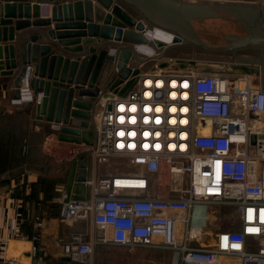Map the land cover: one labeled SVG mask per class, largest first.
Here are the masks:
<instances>
[{
  "label": "built area",
  "instance_id": "2783aa9c",
  "mask_svg": "<svg viewBox=\"0 0 264 264\" xmlns=\"http://www.w3.org/2000/svg\"><path fill=\"white\" fill-rule=\"evenodd\" d=\"M151 29L143 31L147 40ZM170 36L162 43H172ZM132 51L131 70L155 55L147 43L133 44ZM109 52L115 55L116 48ZM135 76L124 95L99 94L94 144L79 148L93 169L124 156L134 170L87 178L86 199L59 197L61 222L90 218L97 228L90 240L64 243L63 254L76 264H94V249L113 244L166 249L178 264H264V90L247 71L174 57L156 58ZM29 79L27 71L10 104L39 103ZM59 127L49 123L51 133ZM177 179L184 180L181 189L173 185ZM198 205L231 207L232 228H220L205 243L204 229L191 221ZM40 227L36 220L34 228ZM29 239L26 261L6 256L0 240V264H46L39 232Z\"/></svg>",
  "mask_w": 264,
  "mask_h": 264
},
{
  "label": "water",
  "instance_id": "95a60500",
  "mask_svg": "<svg viewBox=\"0 0 264 264\" xmlns=\"http://www.w3.org/2000/svg\"><path fill=\"white\" fill-rule=\"evenodd\" d=\"M3 1L0 33L3 40L12 42L0 44L5 59L1 74L11 77L12 98L19 97L21 77L27 71L33 93L41 94L39 103L13 106L31 105L43 121L59 123L53 134L60 141L93 145L91 121L96 98L107 92L124 95L134 86L135 75L149 68L156 58L229 62L233 70L260 75L264 88V3L47 0L51 4L47 17L41 16L40 3L44 0ZM9 1L18 2L17 16ZM153 27L173 34V42L165 45L147 40L143 31ZM137 43H147L155 55L131 70L126 63L137 59L132 51ZM111 47L116 48L115 55L110 54ZM105 67L108 74L104 76ZM86 160H90L86 153L70 160L65 202L88 198L89 187L84 180L90 173L85 170Z\"/></svg>",
  "mask_w": 264,
  "mask_h": 264
},
{
  "label": "crops",
  "instance_id": "0c3cea01",
  "mask_svg": "<svg viewBox=\"0 0 264 264\" xmlns=\"http://www.w3.org/2000/svg\"><path fill=\"white\" fill-rule=\"evenodd\" d=\"M44 1L46 2L40 3L41 16L44 15L48 17L51 4L50 1ZM4 3L5 1L0 0V16L3 14L2 5ZM8 3L14 4L13 15L17 16L18 2L9 1ZM21 11L23 12V9ZM13 20L15 19L13 18ZM52 24L53 23H51L49 28H52ZM16 32L17 31L15 30V33ZM7 34L8 27H6L4 32L5 36H7ZM0 38V44L12 42L9 40H3L2 31L0 33ZM47 39L48 37H44L43 40ZM55 41L56 40H54V42ZM2 48H0V120L6 122H4L5 129L2 130L0 128V133L5 135V137L8 133L13 134V120L24 121L26 137L22 136V134L19 136L21 153L24 156V154L27 153V147L29 146L27 140L28 134L31 130V122L34 125L32 129L34 131L39 130L41 126H49V123L37 117L34 107L31 105L16 108L13 104H10V99H12L11 77L1 74V72L5 70V59ZM198 61L207 67L231 68L229 62ZM254 66L260 69L258 64H254ZM107 69L105 67L103 70L104 76L108 74ZM253 76L251 78L252 83L264 90L261 85L260 75L255 76L256 79H254ZM95 110L97 109L94 107L93 111ZM93 116L94 112L92 118ZM73 121L78 123V120L76 119ZM8 123L10 124V127L7 125ZM44 135L42 151L57 164V170L54 172H41L38 168L32 166L28 167V163H24V161H22V164L15 167L2 166L0 168V240L4 241L6 256L26 261V254L32 245L29 236L36 231L39 232V244H41L45 252L46 264H49L50 260H53V264H62L64 262L74 264L70 259L66 260V256L63 254V244L71 240L73 237L90 240L95 234V226L90 218L61 222L58 218V200L64 191L70 160L72 157H77L83 153L79 152V148L81 147L80 144L60 141L51 132H44ZM24 140L26 142L25 146L23 145ZM4 154L2 153L0 155L3 157ZM86 155L90 158L89 154ZM86 161L85 170L90 173L88 175L89 178H96L99 173H106L102 172V168L104 167L102 165L104 164L93 169L91 158ZM22 166L24 168H22ZM32 192L33 195H31ZM153 192H156V188ZM225 209H230L233 214H235L234 210L228 206H195L192 210L191 221L202 227L204 231H210L215 235L216 232L222 228L221 223L223 222L219 223V221L221 219L227 220L232 216L226 215ZM36 220L41 221V227L38 229L34 228V222ZM109 245L111 244H102L98 246L104 247ZM169 253L173 254L171 251H169ZM174 257L176 256L174 255ZM57 260H60V262ZM233 264L238 263L233 261Z\"/></svg>",
  "mask_w": 264,
  "mask_h": 264
},
{
  "label": "rangeland",
  "instance_id": "374dc122",
  "mask_svg": "<svg viewBox=\"0 0 264 264\" xmlns=\"http://www.w3.org/2000/svg\"><path fill=\"white\" fill-rule=\"evenodd\" d=\"M226 1H237V0H226ZM252 1V0H251ZM254 3H258L255 1ZM264 3V0L261 2ZM248 72V71H247ZM250 73V72H248ZM251 77L253 75L257 76L256 74L250 73ZM253 76L254 79L256 77ZM95 107V106H94ZM97 109V108H96ZM98 110L92 111V115L94 112V116L92 118V124H94V117L97 115ZM6 121L0 120V128L3 130L5 129V123ZM12 126L14 127V134L15 138L17 136L18 141H15V148L13 151L9 150V159L10 163H18L20 164L23 160L26 161L30 166L34 168H38L41 170V172H54L57 170V164L53 161L52 158H50L48 155L43 153L42 151V143H43V137L44 135V126H41V128L37 131L32 130L34 125L31 122V130L28 134V147H27V153L20 154L21 150V143L19 141V137L21 134L22 136L26 137L25 133V123L21 120H13ZM10 127V124H7ZM46 133V132H45ZM26 140V139H25ZM24 140V146L26 145V142ZM73 158V157H72ZM8 159V160H9ZM6 166L9 167L7 164ZM102 168V172H112V173H122L127 171L134 170V166L128 161V159L124 156H115L111 157L107 163H105ZM53 174V173H52ZM184 184V180H175L174 184L177 188H182V185ZM180 188V189H181ZM226 215H233V212L230 209H225ZM223 215V214H222ZM223 217V216H222ZM230 218L221 219L219 223H221L222 227H230L232 225V222L229 221ZM194 225H197L196 223H193ZM199 226V225H198ZM234 227V225H233ZM202 228V227H200ZM97 231V228L95 227V232ZM203 236L205 243L213 242L214 240V234L212 232H206ZM53 261V260H52ZM51 260L49 261V264H53ZM60 262V260H57ZM93 263L94 264H178L177 258L174 257L173 254L169 253L168 250H164L157 247H144V246H138V247H122L117 245H109L104 247H96L93 251ZM55 264V263H54ZM62 264H71L70 262H64Z\"/></svg>",
  "mask_w": 264,
  "mask_h": 264
},
{
  "label": "trees",
  "instance_id": "16d2710c",
  "mask_svg": "<svg viewBox=\"0 0 264 264\" xmlns=\"http://www.w3.org/2000/svg\"><path fill=\"white\" fill-rule=\"evenodd\" d=\"M238 25H239V23H238ZM239 29L243 30L241 26H240ZM44 132H46V133L50 132L49 126H44ZM13 134L8 133V134H6V137H5V135H3V134L0 133V154H2V153L4 154L5 153L3 157H2V155H0V168L2 166H6L7 164L9 165V167H15L17 165L22 164V162L20 164H18V163H10L9 153L8 152H9V150H11V151L14 150V148H15V141L16 140L18 141L17 136L15 138V135H13ZM19 141H20V139H19ZM19 151H20V154H22L21 153V150H19ZM25 162L26 161H24V163ZM22 168H24V167L22 166ZM20 170H21V168H20ZM31 195H33V192H32Z\"/></svg>",
  "mask_w": 264,
  "mask_h": 264
},
{
  "label": "bare ground",
  "instance_id": "6f19581e",
  "mask_svg": "<svg viewBox=\"0 0 264 264\" xmlns=\"http://www.w3.org/2000/svg\"><path fill=\"white\" fill-rule=\"evenodd\" d=\"M151 37L154 40H158L160 42H165V41H169L171 38V34H169L167 31H163L162 29L158 28V27H154L153 30L151 29L149 31Z\"/></svg>",
  "mask_w": 264,
  "mask_h": 264
},
{
  "label": "flooded vegetation",
  "instance_id": "af4514ba",
  "mask_svg": "<svg viewBox=\"0 0 264 264\" xmlns=\"http://www.w3.org/2000/svg\"><path fill=\"white\" fill-rule=\"evenodd\" d=\"M210 18H214V17H210ZM205 19H208V18H205ZM200 20H203V19H200Z\"/></svg>",
  "mask_w": 264,
  "mask_h": 264
}]
</instances>
